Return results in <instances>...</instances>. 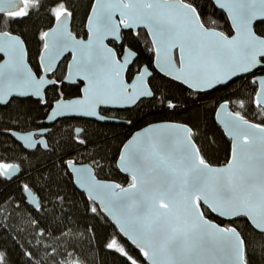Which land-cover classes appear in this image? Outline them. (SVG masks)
I'll use <instances>...</instances> for the list:
<instances>
[{"label":"trees","instance_id":"16d2710c","mask_svg":"<svg viewBox=\"0 0 264 264\" xmlns=\"http://www.w3.org/2000/svg\"><path fill=\"white\" fill-rule=\"evenodd\" d=\"M93 1L66 0L65 6L72 13V32L77 37L87 36L86 20ZM195 6L206 26L227 35L233 33L226 15L210 0H195ZM4 19L6 24L0 31H9L23 38L29 63L41 75L39 57L43 33L53 26L56 19L47 9L34 12L28 18ZM208 21L214 23L208 25ZM256 27L258 31L264 30V23H257ZM110 44L119 56L126 47L137 52L127 80H131L143 66L153 71L149 79L154 93L152 98L142 99L130 109L106 111L127 123L83 120V132L76 137L71 127L72 120H61L48 135L46 150L41 146L27 150L10 132L43 127L53 103L80 95L82 83L68 85L63 81L57 88L50 86L46 90L45 101L33 97L13 98L7 105H0V163L17 164L21 169L13 179L0 172V250L5 253L7 264H131L128 257L135 264H148L144 252L126 241L100 208L75 186L68 162L90 163L97 177L126 187L133 181L117 167L121 148L133 132L149 124L178 122L189 125L201 155L212 165L227 163L231 153L230 140L215 120L221 103L227 101L235 113L264 126V108L251 103L258 90L257 83L253 82L254 75L209 92L197 93L154 70V50L144 29L137 33L123 31L122 42L111 41ZM67 62L68 58H65L54 75H50L58 83L64 80ZM242 100L243 106L240 104ZM169 103L174 107H169ZM25 185L38 196L39 208L27 202ZM201 207L207 218L222 226L237 228L250 242L251 264H264V236L254 231L245 217L226 221L214 216L207 207ZM92 208L96 211H91ZM113 239L127 252V256L107 247Z\"/></svg>","mask_w":264,"mask_h":264},{"label":"snow or ice","instance_id":"6c2138e0","mask_svg":"<svg viewBox=\"0 0 264 264\" xmlns=\"http://www.w3.org/2000/svg\"><path fill=\"white\" fill-rule=\"evenodd\" d=\"M213 2L231 14L236 22L237 36L227 37L206 26L200 19L195 0L180 3L179 10L171 0H128L127 4L123 0H112L98 15L96 30L115 33L111 8L118 7L121 15L128 17L124 21L125 28L144 24L152 29L158 37L157 43L163 47V59L169 75L174 72L175 79L184 84L203 82L211 87L227 83L221 79L222 76L230 79L241 73L255 75L264 72V30L258 31L256 27L257 22L264 23V0ZM65 5L66 0H0V28L6 24L4 17L7 20L28 18L42 9H47L63 24L72 15ZM207 23L211 25L214 22ZM5 35L11 39L10 33L0 32V36ZM43 37L48 38L49 32H44ZM19 43V39H15L8 47ZM48 47L45 44V48ZM56 47H66L63 33L56 35ZM173 48H178L179 65L172 61L170 52ZM4 50L5 44L0 42V52ZM160 50L159 47L156 49L157 52ZM128 63L127 59L121 63L112 52H108L107 55H100L98 60L89 59L79 65L78 70L84 73L83 78L89 81V85L81 99L73 102L74 106L83 104L92 108L109 99L135 100L140 96H153L152 91L143 87V73H140V90L128 93L120 79ZM16 78L11 70L5 73L0 69V103L11 102L10 99L4 100V97L11 98ZM62 82L52 81L49 77L53 88L59 87ZM253 82L260 87L251 98V103L264 108V79ZM56 103L59 107L67 106L59 101ZM240 104L243 106L244 101H240ZM169 107L174 105L169 103ZM245 125L248 122L243 116L237 114L231 118V128L241 141L240 154H233L234 163H230L226 169L210 167L203 156L197 155L199 150L193 149L190 140L180 151H174L171 137L146 142L126 158L125 170L131 171L134 182L129 188L116 193L115 204L124 216L132 217L135 221L136 235L152 249L153 264H251L250 242L237 236L235 229L209 232L198 224L188 230H178L170 215L175 190L179 188L184 193L186 209L195 212L197 218L202 213L197 211L196 205L203 196L205 203L211 199L215 205L210 210L219 211L221 215L243 214L255 220L258 213L261 223L255 225L253 230H258L264 236V128H261L262 134L258 140H249V135L241 130ZM32 135L29 133L20 138L32 146ZM13 167L0 163V172L7 175ZM24 187L28 190L27 185ZM165 200L170 203H164ZM91 211L95 212L96 208ZM107 247L128 255L122 247H118L115 239ZM144 254L149 255L148 252ZM159 256L164 259H157ZM128 258L131 264H135L131 257ZM0 264H7L2 250Z\"/></svg>","mask_w":264,"mask_h":264},{"label":"water","instance_id":"95a60500","mask_svg":"<svg viewBox=\"0 0 264 264\" xmlns=\"http://www.w3.org/2000/svg\"><path fill=\"white\" fill-rule=\"evenodd\" d=\"M217 9L222 11L232 28V34L227 35L226 33L215 29V31L222 33L227 37L237 36V31L235 27V21L232 19L231 14L227 11L226 8L219 7L218 3H214L213 0H210ZM112 2V0H94L90 13L86 20V38H80L72 32L71 16L67 18L65 23L61 24L60 21L56 20L53 26L47 30L49 32L48 38H43V48L40 53L39 63L42 68V74L38 75L28 60V50L25 41L23 38L15 33L9 31H0L3 33H10L11 39L8 36H0V42L5 44V50L0 52V56L2 60L0 62V69H2L5 73H8L10 70L14 72L17 78L14 80V90L11 98L8 96L4 97V100H12L13 98H28L33 97L37 100L45 101L46 90L51 86L49 83V75L54 73L60 63L66 58L70 57L67 63L66 75L64 78V83L72 85L77 82H81L83 84L81 95L79 97L71 98V99H59L57 101L60 104H65V107H59L57 105V101L53 103L51 110L48 115L44 119L43 123L45 125H52L60 119L63 118H82L88 120H94L103 123H123L124 121L118 118L108 117L100 112L102 108L108 109H128L136 106L139 101L142 99H149L153 96H140L138 99H109L106 103L100 104L99 106H95L89 108L86 105L79 104L75 105L73 102H76L81 99L84 95V90L87 89L89 85V81L83 78L84 73L78 70V66L82 63L88 61L89 59L98 60L100 55H107L108 52H112L120 62L123 63L124 59L129 61L126 69L121 72L120 79L123 80L125 87L127 88L128 93H136L141 88V78L140 73H143V87L152 91L149 85V79L153 75V71L151 68L147 66H143L138 73L134 75V77L128 81L127 73L130 66L137 58V52L133 49L126 47L123 53L119 56L117 54L116 49L110 44L111 41L120 44L122 42V32L123 31H133L137 32L139 29H144L151 41L154 50V61L153 68L159 74L165 76L166 78L173 80L183 86L187 87L191 91L197 93H205L209 92L217 87L226 86L229 83L245 77L251 76V74L241 73L236 76H232L230 79L226 76H222V80H226L227 83L214 84V86H209L203 82H192L191 84H184L182 81H178L175 79V73L169 75V70L166 68L164 63V51L163 47L157 43L158 37L154 34L151 28L144 24H138L132 28H125L124 21L128 19L127 16H122L120 9L118 7L113 6L111 8L112 14V23L115 28V33L110 34L104 31H97V17L101 15L104 9L108 6V4ZM125 4L128 3V0H123ZM171 2L175 5L177 10H179L180 3H187L183 0H171ZM259 8V5H257ZM201 19V17H200ZM179 20V18H178ZM202 20V19H201ZM131 22V21H129ZM259 23V22H257ZM59 33H63V38L66 42V47L63 49L56 47V35ZM15 39H19V45H14L13 47H8ZM45 44H48L49 47L46 49ZM161 50L159 52L156 51L157 48ZM130 50V51H129ZM172 61L174 64L179 65V51L178 48H173L170 52ZM50 65V69H49ZM239 72V69H236ZM264 79V74L261 72L255 73L253 76V81ZM52 81L56 80L51 78ZM258 89L260 87L259 84ZM8 104V103H7ZM7 104L0 103V105L5 106ZM94 112V115H89L87 113ZM235 113L226 102L221 103L215 113V120L217 124L221 127L225 136L230 140L231 143V153L230 158L227 163L221 165H212L208 163V165L214 169H226L230 166V163H234L232 160L233 154L235 153L239 156V144L240 138L237 136L234 130L231 128V118L236 116ZM239 115V114H238ZM50 116H54V119H49ZM241 116V115H239ZM244 120H246L244 118ZM248 125L243 126L242 131L246 132L249 135V140L253 138H258L261 136V128H264L263 125L256 124L249 120H246ZM250 126V127H249ZM259 126V127H257ZM50 131L49 128H41L38 130H30V131H19L12 130L11 135L17 140L25 149L33 150L37 146H41L43 149L48 148L46 135ZM77 131H80L78 129ZM33 134L32 135V146H29L25 143V141L21 140V136L25 134ZM193 130L192 128L183 123L178 122H156L149 124L137 131H135L131 137L125 142L122 146L119 158L117 160L118 169L128 175L130 178L132 177L131 171H126V158L128 155L134 151L137 147L145 144L149 141H158L162 137H171L173 140V150L180 151L184 145L190 140L193 149H198V156H202L198 145L192 136ZM39 136V138H37ZM123 158V159H122ZM14 167L8 170V174L3 175L8 179H13L17 177L20 173V167L17 164H11ZM68 169L73 177V181L75 186L82 191L89 199H91L100 210L108 217L111 223L116 227L121 236L128 241L130 244L140 249L141 251L148 252L149 255L144 254L145 261L148 264H153V258L151 257L152 249L144 245L134 230L135 221L132 217L124 216L120 209L116 207L115 201L117 199L116 193L120 191V189L129 188L130 185L126 187H121L117 182L105 180L97 177L94 167L90 163H76L69 161ZM132 179V178H131ZM133 181V180H132ZM134 182V181H133ZM119 186V187H117ZM25 196L29 205L34 208H39L40 202L36 193L28 187V190H25ZM164 203H170L168 200H165ZM201 205L207 207L209 210L211 208H215V205L212 203L211 199L207 203L204 201V197L201 196L199 203L196 205L197 211L202 213V216L197 218L195 212L188 211L186 209V201L184 193L180 191L179 188L175 190L174 194V202L172 203V212L171 219L178 230H188L192 228L194 225H201L205 228V230L212 232L216 229H235L236 235L242 237L239 230L233 226L225 227L218 224L215 221L207 218L203 213ZM210 212L223 220L231 221L238 217H245L249 224L254 228L255 225L261 223V217L257 213L255 220H251L248 216L243 214L237 215L236 213H231L229 215H221L219 211L210 210ZM206 222V223H204ZM258 231V230H257ZM259 232V231H258ZM243 247V246H242ZM157 259H164L163 256L157 257Z\"/></svg>","mask_w":264,"mask_h":264},{"label":"flooded vegetation","instance_id":"af4514ba","mask_svg":"<svg viewBox=\"0 0 264 264\" xmlns=\"http://www.w3.org/2000/svg\"><path fill=\"white\" fill-rule=\"evenodd\" d=\"M138 32V31H137ZM137 32H133V33H137ZM66 58H68V61H69V56L68 57H66ZM68 63V62H67ZM55 73V72H54ZM53 74V73H52ZM51 75V74H50ZM49 75V76H50ZM65 78V77H64ZM128 81H130V80H128ZM57 82V81H56ZM77 83H79V82H77ZM76 83V84H77ZM69 85V84H68ZM72 85H74V84H72ZM82 86H83V84H82ZM81 90H82V88H81ZM81 95V94H80ZM80 95H78V96H76V97H79ZM73 98H75V97H73ZM62 99H71V98H62ZM59 100V99H58ZM57 101V100H56ZM53 106V105H52ZM52 108V107H51ZM128 109H130V108H128ZM51 110V109H50ZM115 110H118V111H121V110H119V109H108V108H102L101 110H100V112L102 113V114H104V115H106V116H108V117H113V118H118V119H120V117H115V116H112V115H110V114H107L106 113V111H115ZM122 110H126V109H122ZM48 115V114H47ZM65 119H68V120H72V122H71V127H72V129H73V132H74V135L76 136V137H78V136H80L81 134H82V132H83V125H84V122H82L83 120H88V119H82V118H63V119H60V120H58L57 122H55L54 124H52V125H45L44 123V126L43 127H41V128H49L50 129V131L48 132V134L45 136L46 137V139H47V141H48V135L52 132L51 130L53 129V127L57 124V123H60V121L61 120H65ZM122 120V119H121ZM92 121H94V120H92ZM124 121V120H123ZM96 122H98V121H96ZM101 123H103V122H101ZM123 123H127V122H123ZM119 124V123H118ZM41 128H38V129H41ZM38 129H34V130H38ZM78 129H80V131H77ZM141 129V128H140ZM139 130V129H138ZM30 131V130H29ZM137 131V130H136ZM134 133V132H133ZM37 138H39V136H37Z\"/></svg>","mask_w":264,"mask_h":264}]
</instances>
